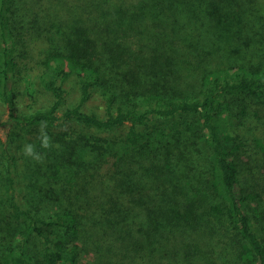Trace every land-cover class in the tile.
<instances>
[{
  "label": "trees",
  "instance_id": "1",
  "mask_svg": "<svg viewBox=\"0 0 264 264\" xmlns=\"http://www.w3.org/2000/svg\"><path fill=\"white\" fill-rule=\"evenodd\" d=\"M263 13L0 0V264H264Z\"/></svg>",
  "mask_w": 264,
  "mask_h": 264
},
{
  "label": "rangeland",
  "instance_id": "2",
  "mask_svg": "<svg viewBox=\"0 0 264 264\" xmlns=\"http://www.w3.org/2000/svg\"><path fill=\"white\" fill-rule=\"evenodd\" d=\"M264 15V13H263ZM262 19H264V17L262 16L261 17ZM258 21L262 24H264V20H261V19H258ZM233 29H237L240 31V28L238 25L234 26ZM249 30H251L250 27H248ZM256 38H260L261 36L259 34H256L254 35ZM236 38H238V36H234ZM256 41V40H255ZM259 44H258V48H259V53L262 55L260 57H258L256 59L257 62H264V40L263 39H260L259 40ZM240 48H241V51L239 54H237L236 52L234 53H222V52H219L218 54V58L220 60H223V61H239V62H247L249 61L251 58H250V52L249 50L244 46L243 44V41L240 42ZM185 69V68H184ZM180 70L179 71V75L181 76V78L184 80V81H190L192 79V74L191 72L189 71L190 69H185V70ZM66 89H67V94H68V101H70V103H75L76 102V96H77V86H76V83L74 81V79H70L67 83H66ZM43 99H46L43 98ZM1 109V107H0ZM4 119V117L2 118ZM252 129H254V126L253 127H250L249 128V131H252ZM244 130V129H243ZM257 131H258V128H257ZM9 132V129L5 126H1L0 127V139L1 140H5L6 137H7V134Z\"/></svg>",
  "mask_w": 264,
  "mask_h": 264
},
{
  "label": "clouds",
  "instance_id": "3",
  "mask_svg": "<svg viewBox=\"0 0 264 264\" xmlns=\"http://www.w3.org/2000/svg\"><path fill=\"white\" fill-rule=\"evenodd\" d=\"M46 128L47 123L43 121L40 122V135L38 136V140L42 149L50 150L52 147H55L57 145L53 144L51 137H49V135L47 134ZM21 152L25 157L30 158L37 163H42L45 159V154L37 151L36 145L32 143H25L21 149Z\"/></svg>",
  "mask_w": 264,
  "mask_h": 264
}]
</instances>
